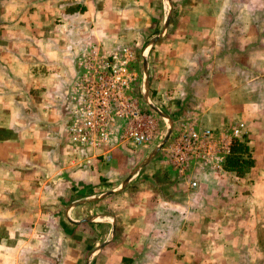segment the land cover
Masks as SVG:
<instances>
[{"label":"crops","instance_id":"obj_1","mask_svg":"<svg viewBox=\"0 0 264 264\" xmlns=\"http://www.w3.org/2000/svg\"><path fill=\"white\" fill-rule=\"evenodd\" d=\"M166 1L163 22L174 29L160 34L176 45L165 39V58L189 55L181 64L201 70L194 82L204 97L178 122L241 123L252 166L240 177L201 168L192 194L168 167L167 191H136L146 165L151 183H163L159 151L144 162L156 146L124 162V145L76 149L66 135L79 56L111 45L89 28L92 1L0 0V264H80L76 245L94 241L101 245L85 264L92 255V264H264V0ZM174 4L184 9L180 29ZM185 69L182 80L193 78ZM114 195L124 205L107 222L102 200Z\"/></svg>","mask_w":264,"mask_h":264},{"label":"built area","instance_id":"obj_2","mask_svg":"<svg viewBox=\"0 0 264 264\" xmlns=\"http://www.w3.org/2000/svg\"><path fill=\"white\" fill-rule=\"evenodd\" d=\"M95 50L79 56L76 78L68 89V140L76 149L107 152L124 144L151 143L158 120L133 92L137 73L132 51L118 48L104 54ZM243 135L241 123L209 130L181 122L164 147L168 167L194 190L195 174L201 168L222 171L232 141H240Z\"/></svg>","mask_w":264,"mask_h":264},{"label":"rangeland","instance_id":"obj_3","mask_svg":"<svg viewBox=\"0 0 264 264\" xmlns=\"http://www.w3.org/2000/svg\"><path fill=\"white\" fill-rule=\"evenodd\" d=\"M91 1L92 4H89V7L91 8V22L89 23V28L103 30L104 34L106 35L104 38L109 44H111L110 46L106 47L109 50H103L101 47H98V49L95 51L108 54L118 49V46L120 48H129L132 51L134 57L133 66L137 73V81L135 86H133V92L138 98H141L143 106L148 109V111H150L158 120L157 133L151 143L139 147H133L132 145L124 144V147L127 148L124 150V152L127 153H125L126 156L123 161L127 162V160H131V156L134 154V152L140 149H142V153L137 154L136 156L142 160L147 156V152L151 150V148L157 146V144H160V142L163 141L168 128L170 131L167 140L164 142L156 156V161L162 162L164 164V167H162L164 170H161L162 168H160L156 171L159 175H157L158 182L161 181L163 183H158L157 186H155V183H151V166L146 165L138 172L137 176L135 177L134 180L136 186L134 189L144 193L147 191V189H149V187L153 186L159 191H167L169 186L164 184V182L173 177L168 171L164 147L171 135L174 134L178 128L179 122L193 123L192 121L188 120H182L179 122L178 120L180 119L182 113H195L196 108L201 105L204 99V97L201 98L203 94H201V90L198 87L199 83L194 82L196 77H198L201 73V70L195 68L197 65L194 63L189 65L181 64V62L189 61V55H181L179 52H177L175 54L176 57L173 60L170 58H165V56L167 57L169 54L164 52L162 46L167 45L168 43L171 44L174 42L173 40H176V37L170 36L169 33H167L166 37L165 35L163 36L162 33L160 34L163 29H174V27L169 25L170 22L164 27L165 18L169 10L166 0H140L143 1V4L145 5L143 10L138 3L139 0ZM171 2L177 3V0H172ZM189 2L192 3V0H189ZM180 7L179 5L174 4V8L172 9L174 15L176 16V19L172 22V24L176 26L177 29L183 28L184 26V24L182 25V22L177 17L178 15L181 17V12L184 11V9H181ZM166 38L168 43L165 42ZM177 40H179L178 37ZM173 44L176 45V43ZM166 62H169V65H166ZM163 67H167V71L171 70L170 73L166 72V75H164ZM187 67L191 68L185 69ZM182 69H185L184 71L193 78L187 79V77H185V80H182ZM187 94L191 95L188 96ZM256 95L258 94H253V99L256 98ZM146 102L158 110L159 113L163 114L166 118H161V116H159V114L150 108ZM197 109H199V107ZM174 123L177 125L173 129L172 124ZM232 123L228 122L224 125L226 127ZM130 166L132 167L133 165L130 164ZM130 166L128 167V170H131ZM119 182L116 181V183H109V188L111 189L116 187ZM173 183L180 185L183 184L179 180L174 179ZM192 191L190 192L191 194L195 192V190ZM131 193L132 191H129V194L125 193L124 198H126L128 195L129 198H131ZM110 197L107 200H105L106 197L103 198L102 206H104V212L107 214V216L111 215L114 217V215L118 213L119 207L124 205V201L121 197H117L115 195ZM87 213L88 211H83L82 215H86ZM111 216H108L107 219L103 220H106L107 222H113ZM56 234L58 233L55 232V236H57ZM100 245L101 243L94 241L92 245L85 250H83V246L80 244L76 245V251H78V254L83 256V261L80 264H85V261L89 255L93 254L97 248L100 247ZM94 256L95 255H92V257H90L91 259L89 258V262L87 260L86 264H92L94 262L92 260ZM105 258L108 259L110 257ZM110 260V264H115L114 260L111 258Z\"/></svg>","mask_w":264,"mask_h":264},{"label":"trees","instance_id":"obj_4","mask_svg":"<svg viewBox=\"0 0 264 264\" xmlns=\"http://www.w3.org/2000/svg\"><path fill=\"white\" fill-rule=\"evenodd\" d=\"M247 152L246 146L238 141H232L230 154L225 158L222 167L225 171L233 172L236 176H241L252 166V160L247 155L242 158Z\"/></svg>","mask_w":264,"mask_h":264},{"label":"water","instance_id":"obj_5","mask_svg":"<svg viewBox=\"0 0 264 264\" xmlns=\"http://www.w3.org/2000/svg\"><path fill=\"white\" fill-rule=\"evenodd\" d=\"M167 21V20H166ZM164 26H165V24H164ZM147 103V102H146ZM147 105L150 107V108H152L157 114H159V116H161V118H166L163 114H161V113H159V111L158 110H156L154 107H152L151 105H149V103H147ZM169 128L167 129V132H166V134H165V136H164V138H163V141L162 142H160V144H158L157 146H156V148H154L153 150H152V152H151V154L149 155V157L144 161V162H147V161H149L153 156H154V154H156L160 149H161V147H162V145L164 144V142L167 140V137H168V135H169Z\"/></svg>","mask_w":264,"mask_h":264}]
</instances>
